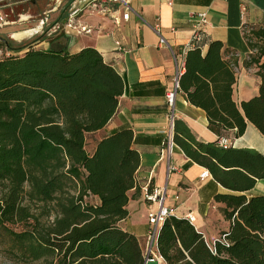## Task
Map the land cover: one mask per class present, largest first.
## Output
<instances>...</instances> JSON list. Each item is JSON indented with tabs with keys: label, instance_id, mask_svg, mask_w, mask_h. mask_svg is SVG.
I'll return each mask as SVG.
<instances>
[{
	"label": "trees",
	"instance_id": "1",
	"mask_svg": "<svg viewBox=\"0 0 264 264\" xmlns=\"http://www.w3.org/2000/svg\"><path fill=\"white\" fill-rule=\"evenodd\" d=\"M255 2L264 9V0ZM249 27L243 65L256 66L259 85L240 103L233 98L232 49L211 40L204 51L198 43L184 54L179 89L229 144L189 134L181 141L176 131L173 140L231 190L213 197L224 204L229 224L209 242L186 217L169 214L156 235L167 264H264V193H244L264 179V155L231 144L247 122L264 136V21ZM44 37L15 52L0 39L9 49L0 58V234L25 264H143L137 237L120 225L129 192L137 190L132 130L103 135L86 149L87 136L114 114L123 79L96 48L70 52L63 32L50 35L47 48L37 47Z\"/></svg>",
	"mask_w": 264,
	"mask_h": 264
},
{
	"label": "crops",
	"instance_id": "2",
	"mask_svg": "<svg viewBox=\"0 0 264 264\" xmlns=\"http://www.w3.org/2000/svg\"><path fill=\"white\" fill-rule=\"evenodd\" d=\"M92 1L95 6H91ZM128 1L131 12L127 19H122L123 10L117 3L65 0L68 6L65 20L72 9L79 8L77 22L91 26L90 33L73 30L65 33V21L60 23L44 15L32 28L13 32L12 36L19 42L25 36H45L36 46L47 48L48 37L60 29L67 37L70 52L92 46L121 75L123 92L114 114L103 128L90 134H94L96 140L122 128L132 130L131 144L139 153V166L135 173L137 190L131 189L129 192L128 216L120 221V225L137 237L142 255L148 245L147 212L156 208L143 198L142 187L146 184L163 187L166 193L164 205L171 214L194 216L195 228L202 232L207 241L213 242L220 236L218 232L226 230L229 224L221 211L224 204L213 197L231 190L217 182L206 167L188 157L178 143L174 142L169 154L163 149V141L169 130L165 91L172 84L177 63L170 49L159 44V37L152 26L159 22L162 34L175 51L179 63L186 52L182 53V49L191 36L197 13L206 11L208 23L202 28L200 45L204 51L211 40H220L235 52L233 57L237 66L233 98L240 103L258 92L257 68L254 65L245 67L243 62L250 51L244 35L245 24L261 20V17L258 19L260 13L251 7L249 0ZM3 21L0 27L8 22L5 16ZM16 22L30 23V16L21 15ZM116 41L121 48L116 46ZM183 71L184 67L181 74ZM174 113L173 135L176 131L178 139L189 141L186 137L189 134L197 141H215L220 145L221 137L207 128L204 111L189 104L181 91L175 98ZM231 144L235 147H253L264 155V136L250 122H247L245 132ZM205 169L209 175L201 178L200 174ZM244 193L248 197L264 193V179H257L255 185Z\"/></svg>",
	"mask_w": 264,
	"mask_h": 264
},
{
	"label": "built area",
	"instance_id": "3",
	"mask_svg": "<svg viewBox=\"0 0 264 264\" xmlns=\"http://www.w3.org/2000/svg\"><path fill=\"white\" fill-rule=\"evenodd\" d=\"M101 1V0H100ZM112 3H117L122 7V19H127L130 12L131 7L129 6L128 0H106ZM96 2V0H95ZM96 4L94 1H92L91 6H95ZM80 11L79 8L72 9L63 24V29L65 33H69L70 30H73L77 33H90L92 31V27L86 24L78 23L76 16L78 15V12ZM4 15L0 12V24H2L4 21ZM208 23L207 18V12L206 11H199L196 15V18L193 22V27L191 31V36L188 40V42L184 45L182 49V53L186 51L188 48L193 47L194 45L200 43L201 41V33L202 28L204 25ZM153 30L158 35V41L160 45H165L168 47L175 59V62L177 63V69L176 73L172 79L171 86L165 91V102L168 106V112H167V119L169 123V130L166 135L165 140L163 141V149L169 154L171 152V149L174 145L173 140V124L175 120V113H174V103L175 98L180 91L179 89V77L181 75V70L184 67V58L180 59L179 63L177 61L176 53L173 51V49L169 46L166 39L164 38L161 30V26L159 22L157 21L153 26ZM116 46L120 47V43L118 41L115 42ZM8 54V51H7ZM219 144L222 146H227L229 144V141L225 137H221L219 140ZM209 175V172L205 169L201 172L200 177H206ZM142 195L145 201H148L150 204L154 205L155 209H149L147 212V222H148V245L147 249L143 254V264H148L150 262H154L156 264H167L163 257L159 254L156 246V235L158 232V229L162 222L165 220V218L171 214V211L164 205V199L166 197L165 189L163 187L159 186H153L150 187L148 184L144 185L142 187ZM186 218L193 223L195 218L194 216L187 215ZM224 237L222 236V239Z\"/></svg>",
	"mask_w": 264,
	"mask_h": 264
},
{
	"label": "rangeland",
	"instance_id": "4",
	"mask_svg": "<svg viewBox=\"0 0 264 264\" xmlns=\"http://www.w3.org/2000/svg\"><path fill=\"white\" fill-rule=\"evenodd\" d=\"M65 0H0V12L5 16V18L8 20L7 24L0 27V36L3 38H7L10 42L12 47H14V50H10L12 52L16 51V48L28 43L33 38L39 36V34L24 37L20 42L16 40L15 37L12 36L13 32L16 31H24L32 28L35 26L34 24L38 21V19L43 15V12L51 9L53 7L54 10L48 13L49 19L52 20H59L60 23L64 21V17H66V13L68 10V6L64 2ZM248 2L251 7H254L258 14V19L261 17V20H258L255 23H248L245 24V33L250 34V24H253L255 26H258L259 23L264 21V9L261 8L255 0H249ZM259 6V8L257 6ZM21 15H28L30 16V23H21L18 24L16 21L18 18H20ZM60 29L57 30L56 33H60ZM7 51L9 52V49H6L3 46H0V58L7 55ZM95 140L94 134H89L87 136L86 140V149L87 151H91L93 147V141ZM95 199H92L93 202ZM218 234H221V230L218 232ZM218 236V235H217ZM7 237L5 235L0 234V264H25L22 260L17 258L13 252H11L8 249V241ZM209 242H212V240H209ZM148 264H155V263H148Z\"/></svg>",
	"mask_w": 264,
	"mask_h": 264
},
{
	"label": "flooded vegetation",
	"instance_id": "5",
	"mask_svg": "<svg viewBox=\"0 0 264 264\" xmlns=\"http://www.w3.org/2000/svg\"><path fill=\"white\" fill-rule=\"evenodd\" d=\"M53 8H55V7H53ZM53 8L44 11V12H43V15H48V13L51 12V11L53 10ZM58 22H60V21L58 20ZM1 38L3 39V37L0 36V39H1Z\"/></svg>",
	"mask_w": 264,
	"mask_h": 264
}]
</instances>
